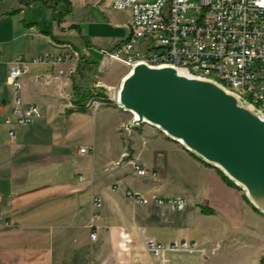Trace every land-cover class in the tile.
<instances>
[{
    "label": "crops",
    "instance_id": "obj_1",
    "mask_svg": "<svg viewBox=\"0 0 264 264\" xmlns=\"http://www.w3.org/2000/svg\"><path fill=\"white\" fill-rule=\"evenodd\" d=\"M112 4L0 0V264H161L146 250L148 239L197 241L209 251L173 254L170 264H234L238 247L240 264H256L264 257V214L241 189L156 126L128 128L133 115L118 105L91 108L108 93L100 88L96 96L95 85L115 84L99 70L103 51L129 34L130 11ZM46 54L64 59L35 61ZM16 58L29 63L23 96L40 114L11 140L4 118ZM132 160L151 173L135 174ZM131 192L187 204L137 203ZM95 198L101 218L91 228Z\"/></svg>",
    "mask_w": 264,
    "mask_h": 264
},
{
    "label": "built area",
    "instance_id": "obj_2",
    "mask_svg": "<svg viewBox=\"0 0 264 264\" xmlns=\"http://www.w3.org/2000/svg\"><path fill=\"white\" fill-rule=\"evenodd\" d=\"M112 7L130 11L129 34L112 51H103L101 72L109 69L106 60L109 64L120 61L127 71L140 62L155 66L174 65L222 83L264 113V0H113ZM63 59L46 54L35 61L57 65ZM9 66L8 81L13 88V98L4 123L9 127L11 140H15L17 127L32 123L40 110L27 104L23 96V77L29 72V63L16 58ZM60 73L64 71L60 70ZM100 88H105L108 93L91 102L93 110L118 105V88L111 92L110 87L99 82L92 92L98 96ZM89 151L88 147L81 148L82 153ZM130 163L137 175L151 173L137 161ZM120 164L122 161L116 163ZM130 195L137 203L168 204L177 210H183L187 204L183 198L164 200L158 195L149 197L138 192ZM93 205L91 228L101 218L97 210L101 208L102 200L95 198ZM92 237L96 239L97 233L94 232ZM145 247L161 264H170L173 254L209 255L206 248L190 240L162 243L148 239Z\"/></svg>",
    "mask_w": 264,
    "mask_h": 264
},
{
    "label": "water",
    "instance_id": "obj_3",
    "mask_svg": "<svg viewBox=\"0 0 264 264\" xmlns=\"http://www.w3.org/2000/svg\"><path fill=\"white\" fill-rule=\"evenodd\" d=\"M118 106L223 172L264 214V113L222 83L174 65L137 63L123 77Z\"/></svg>",
    "mask_w": 264,
    "mask_h": 264
},
{
    "label": "rangeland",
    "instance_id": "obj_4",
    "mask_svg": "<svg viewBox=\"0 0 264 264\" xmlns=\"http://www.w3.org/2000/svg\"><path fill=\"white\" fill-rule=\"evenodd\" d=\"M142 43V42H141ZM110 51H112V48H110ZM108 64H109V62H108ZM126 71V67L124 66V64L123 63H121L120 61H116V60H114V61H112L110 64H109V69H108V71H107V73H106V78H107V81H109V82H111V83H115L114 84V86H113V89H111V92H114V90H116L117 89V87H118V84H119V82H117L118 81V79H119V77L121 76V74H123L124 72ZM128 72V71H127ZM116 85V86H115ZM242 190V189H241ZM243 191V190H242ZM244 192V191H243ZM245 193V192H244ZM241 242L240 241H237V242H235V244H240ZM241 245V244H240ZM258 246H260V244L258 243L255 247H258ZM240 249V247H238V248H235V251H236V254H240V255H236L235 256V258H234V260H235V262H234V264H240L239 262H242V260L243 259H245V258H243V257H241V250H239ZM251 252H253V250H251ZM149 253V252H148ZM150 254V253H149ZM198 255H199V253H197ZM188 255H190V254H188ZM154 258V257H153ZM262 257H259L258 258V262L256 263V264H260L259 263V259H261ZM264 258V257H263ZM262 258V259H263ZM155 259V258H154ZM157 260V259H156ZM255 261H257V260H253L252 259V261H250V264H254V262ZM262 264V263H261Z\"/></svg>",
    "mask_w": 264,
    "mask_h": 264
},
{
    "label": "trees",
    "instance_id": "obj_5",
    "mask_svg": "<svg viewBox=\"0 0 264 264\" xmlns=\"http://www.w3.org/2000/svg\"><path fill=\"white\" fill-rule=\"evenodd\" d=\"M24 3H26V4H31V3H33V2H35V1H41V2H46L47 0H22ZM56 3H57V5H58V0H56ZM219 172L223 175V177L227 180V182L229 183V184H231V185H233V186H235L236 188H239L237 185H235V183L233 182V181H231L223 172H221L220 170H219ZM240 189V188H239ZM246 197V199H247V196H245ZM248 200V199H247ZM262 264H264V258L262 259Z\"/></svg>",
    "mask_w": 264,
    "mask_h": 264
}]
</instances>
